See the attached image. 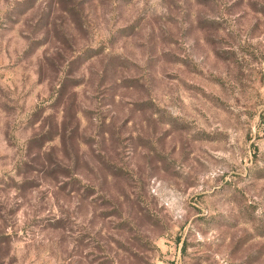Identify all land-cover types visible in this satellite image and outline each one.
<instances>
[{
  "label": "rangeland",
  "instance_id": "374dc122",
  "mask_svg": "<svg viewBox=\"0 0 264 264\" xmlns=\"http://www.w3.org/2000/svg\"><path fill=\"white\" fill-rule=\"evenodd\" d=\"M0 264H264V0H0Z\"/></svg>",
  "mask_w": 264,
  "mask_h": 264
}]
</instances>
